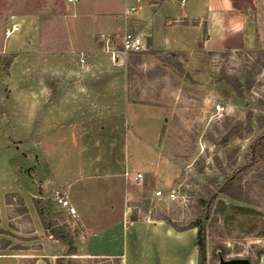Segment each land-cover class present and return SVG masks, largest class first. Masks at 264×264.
<instances>
[{
	"label": "rangeland",
	"instance_id": "374dc122",
	"mask_svg": "<svg viewBox=\"0 0 264 264\" xmlns=\"http://www.w3.org/2000/svg\"><path fill=\"white\" fill-rule=\"evenodd\" d=\"M145 4L143 0H0V252L25 253L21 264H56L57 257L43 256L55 251L54 246L48 245L44 252L34 234L27 205L37 217L35 198L42 197L50 214L75 236L72 264H122L118 257L85 253L86 237L110 239L124 212L128 220L167 219L186 229L202 215L201 202L209 199L207 187L217 196L207 222L206 264L219 263L218 249L226 258L247 257L260 264L264 158L251 161V145L264 133V67L260 72L254 67L258 48L177 55L146 49L114 62L99 39L105 33L100 32L104 16L99 14L111 13L121 25L126 9L136 6L137 13L146 14ZM13 21L20 30L7 37ZM91 27L100 49L75 51L70 39L78 41ZM82 53L123 66L128 76L127 114L120 116L115 109L120 105L118 95L112 101L113 117L104 120L98 112L96 131L55 119L45 126L40 111L27 115L30 103L25 91L55 92L44 80L48 60L54 66L61 60L84 63ZM232 76L244 84L251 81V88L237 93L225 80ZM96 81L100 90L103 81ZM114 86V91L120 90L119 84ZM92 135L103 142H88ZM126 170L143 173L142 181L129 182ZM231 175L241 183V200L220 193L211 182L221 183ZM109 178L115 180L113 185ZM56 190L74 197L77 217L69 218L54 204ZM158 190L164 196L157 195ZM1 264L8 263L2 259Z\"/></svg>",
	"mask_w": 264,
	"mask_h": 264
},
{
	"label": "crops",
	"instance_id": "0c3cea01",
	"mask_svg": "<svg viewBox=\"0 0 264 264\" xmlns=\"http://www.w3.org/2000/svg\"><path fill=\"white\" fill-rule=\"evenodd\" d=\"M143 1L146 3V14L137 13L138 7L131 6L136 7V10L128 13L131 7L126 9L121 25L113 19L111 13H100L99 17L104 16L99 22L104 28L100 32L114 34L115 31L123 29L140 34L144 38L145 46L139 52L150 49L151 52L169 51L179 54L200 50L219 52L228 49H264V0ZM95 33L93 27L87 28L78 41L70 35L75 51L99 50L100 43L96 40ZM93 55L90 54L84 63L78 60H61L56 61L54 66L48 60V71L44 80L47 79L46 83L54 86L55 92L25 91L30 103L27 115L32 117L40 111L45 126L54 123L55 119L63 124L67 121L78 122L86 126L89 132L96 131L98 112H102L100 116H105L104 120L113 117L112 101L118 95L120 105L115 109L120 116L127 114L128 76L125 69L111 60L102 61ZM119 71L121 74L118 78L116 75ZM98 78L103 81L100 90L97 89ZM117 84L120 85V90L114 91V85ZM94 135L87 138L88 142H103ZM109 182L113 185L115 180L109 178ZM42 187L47 190V184L43 183ZM67 197L77 207V201L70 193ZM122 202L124 205V196ZM27 208L34 221V234L41 240L42 250L47 249L48 245L54 246L55 251L43 256L62 255L65 244L46 232L35 206L37 217L29 205ZM117 226L118 231L112 233L113 237L110 239L103 236L97 239V234L88 235L84 252L95 256L118 257L122 264H129L130 260H134L133 264H196L197 249L192 246L193 229L177 231L162 220H128L127 212L123 213V219ZM102 232L103 230L99 234ZM102 244L108 248H99ZM1 248L0 246V251ZM59 248L60 252L57 251ZM26 256L25 253L0 252V264L2 259L8 264H21Z\"/></svg>",
	"mask_w": 264,
	"mask_h": 264
},
{
	"label": "trees",
	"instance_id": "16d2710c",
	"mask_svg": "<svg viewBox=\"0 0 264 264\" xmlns=\"http://www.w3.org/2000/svg\"><path fill=\"white\" fill-rule=\"evenodd\" d=\"M258 58L254 64L256 72H260L264 67V49H258ZM172 55H177L175 52H171ZM229 84L233 86L237 93L242 94L244 89H250L252 86L251 81H247L246 84L242 83L241 80L236 77H227L225 79ZM252 162L259 161L264 158V133L261 134L255 142L251 145ZM213 185L220 193L235 199L241 200L242 198V186L239 179L235 175L226 177L223 182H218L217 179L211 180ZM206 192L209 195V199L206 201L202 200V205H204V210H202V215L197 218V220L191 224L188 228L182 229L177 227L169 220H165L169 225H171L177 231H184L188 229H196V238L194 240V246L197 249V264H206L207 257V222L212 214V208L215 202L216 193L206 188ZM34 206L40 217L42 225L46 232L54 239L61 241L63 244L68 246L66 254H62L56 258V264H72L73 256L77 254V246L75 242V236L70 230L67 229L66 225L59 223L60 218L53 217L50 211L43 201L42 197L34 199Z\"/></svg>",
	"mask_w": 264,
	"mask_h": 264
},
{
	"label": "built area",
	"instance_id": "2783aa9c",
	"mask_svg": "<svg viewBox=\"0 0 264 264\" xmlns=\"http://www.w3.org/2000/svg\"><path fill=\"white\" fill-rule=\"evenodd\" d=\"M75 1L76 0H69V2ZM135 10L136 7H131V9L127 12H134ZM19 30L20 24L18 22L13 21L6 29V36L9 37L14 33L18 32ZM99 39L104 43L106 51L111 54L112 60L116 63L121 55H126L127 53L131 52H139L143 50L145 46L144 38L140 34L128 31L116 34L100 33ZM117 44H120V48L116 46ZM85 60V53H82L81 61L84 62ZM124 174L129 182H141L143 179V173L141 172L131 174L130 171L126 170ZM156 194L159 196H164L162 190H158ZM173 195L174 194L172 193L170 196ZM53 202L56 206L62 209L69 218L77 217V208L71 203V201L63 191L56 190L53 193Z\"/></svg>",
	"mask_w": 264,
	"mask_h": 264
},
{
	"label": "water",
	"instance_id": "95a60500",
	"mask_svg": "<svg viewBox=\"0 0 264 264\" xmlns=\"http://www.w3.org/2000/svg\"><path fill=\"white\" fill-rule=\"evenodd\" d=\"M68 246L65 245L63 254H66ZM219 263L218 264H252L251 260L247 257H237V258H226L220 249L217 250ZM264 255L261 256L260 264H264Z\"/></svg>",
	"mask_w": 264,
	"mask_h": 264
}]
</instances>
